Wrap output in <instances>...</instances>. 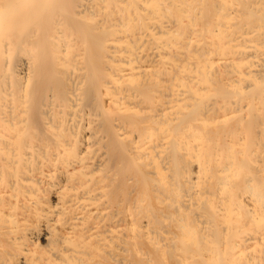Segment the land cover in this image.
Segmentation results:
<instances>
[{"label":"bare ground","instance_id":"obj_1","mask_svg":"<svg viewBox=\"0 0 264 264\" xmlns=\"http://www.w3.org/2000/svg\"><path fill=\"white\" fill-rule=\"evenodd\" d=\"M0 264H264V0H0Z\"/></svg>","mask_w":264,"mask_h":264}]
</instances>
